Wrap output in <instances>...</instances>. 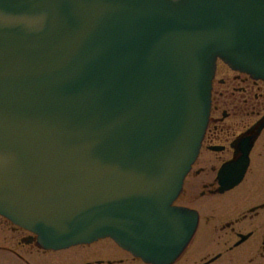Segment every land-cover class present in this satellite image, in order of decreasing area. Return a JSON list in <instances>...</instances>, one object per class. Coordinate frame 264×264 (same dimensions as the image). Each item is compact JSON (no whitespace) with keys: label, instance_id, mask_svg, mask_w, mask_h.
<instances>
[{"label":"water","instance_id":"1","mask_svg":"<svg viewBox=\"0 0 264 264\" xmlns=\"http://www.w3.org/2000/svg\"><path fill=\"white\" fill-rule=\"evenodd\" d=\"M219 59L264 80V0H0V216L175 262Z\"/></svg>","mask_w":264,"mask_h":264},{"label":"flooded vegetation","instance_id":"2","mask_svg":"<svg viewBox=\"0 0 264 264\" xmlns=\"http://www.w3.org/2000/svg\"><path fill=\"white\" fill-rule=\"evenodd\" d=\"M219 66L201 150L174 203L197 214V228L188 247L171 264H264V81ZM240 175L241 180L227 188ZM22 239L35 242L31 235ZM33 248L39 255L50 253ZM9 253L13 264H33L16 250ZM115 262L125 261L107 264Z\"/></svg>","mask_w":264,"mask_h":264},{"label":"rangeland","instance_id":"3","mask_svg":"<svg viewBox=\"0 0 264 264\" xmlns=\"http://www.w3.org/2000/svg\"><path fill=\"white\" fill-rule=\"evenodd\" d=\"M219 67L223 68V63L219 62ZM220 74L217 78L221 77ZM28 235L27 232L16 228L12 223L0 218V264H13L10 262V251L16 250L18 253L25 255L27 260L33 264L38 262L47 264H55L62 262L64 264H86L87 262H96L103 260L105 264L118 259L124 260V264H140L139 261H133L129 255L122 250L110 239H104L88 246H79L58 253H47L42 255L37 253V249L33 248L34 243L27 244L22 238ZM33 246V247H32ZM5 248V249H2ZM9 251V252H8ZM14 261V259H11ZM16 262L21 261L16 259ZM43 261V262H42ZM114 264H118L115 262Z\"/></svg>","mask_w":264,"mask_h":264}]
</instances>
